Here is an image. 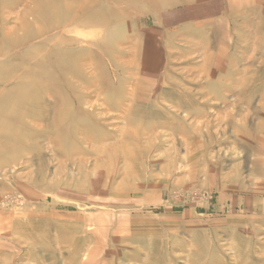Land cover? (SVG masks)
<instances>
[{"label":"rangeland","instance_id":"374dc122","mask_svg":"<svg viewBox=\"0 0 264 264\" xmlns=\"http://www.w3.org/2000/svg\"><path fill=\"white\" fill-rule=\"evenodd\" d=\"M0 264H264V0H0Z\"/></svg>","mask_w":264,"mask_h":264},{"label":"bare ground","instance_id":"6f19581e","mask_svg":"<svg viewBox=\"0 0 264 264\" xmlns=\"http://www.w3.org/2000/svg\"><path fill=\"white\" fill-rule=\"evenodd\" d=\"M24 16H26V15H24ZM22 28H23V29H25V24H24V23H23V26H22ZM22 31H23V30H22ZM25 44H26V43H25ZM22 45H23V44H22Z\"/></svg>","mask_w":264,"mask_h":264}]
</instances>
